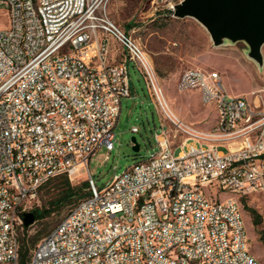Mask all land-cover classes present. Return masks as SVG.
Listing matches in <instances>:
<instances>
[{"label": "built area", "instance_id": "obj_1", "mask_svg": "<svg viewBox=\"0 0 264 264\" xmlns=\"http://www.w3.org/2000/svg\"><path fill=\"white\" fill-rule=\"evenodd\" d=\"M182 1L152 3L174 17ZM109 2L0 0L10 17L0 30V264H20L18 231L39 189L84 168L89 195L27 264H262L240 202L219 195L264 203V109L231 96L218 72L189 69L177 89L197 92L217 119L204 130L176 118L152 57L110 18ZM131 67L173 130L161 123L157 152L99 188L89 164L115 149Z\"/></svg>", "mask_w": 264, "mask_h": 264}, {"label": "rangeland", "instance_id": "obj_2", "mask_svg": "<svg viewBox=\"0 0 264 264\" xmlns=\"http://www.w3.org/2000/svg\"><path fill=\"white\" fill-rule=\"evenodd\" d=\"M107 10L110 18L122 30L132 34L150 54L166 100L184 123L206 130L217 119L215 109L205 105L197 92H180L177 89L179 77L189 69L218 72L231 96H244L252 105L264 109V62L259 65L249 57L246 43L226 42L222 46H215L207 30L196 19L165 16L167 7L162 2L153 4L152 0H110ZM9 23V13L0 6V30L8 28ZM131 85L132 97L123 99L121 115L115 128V149L109 159H106V149H100L89 164L99 188L109 184L115 175L123 174L141 158L157 152L155 133L160 131L161 123L173 130L160 107H157L144 76L134 67H131ZM134 128L139 132H133ZM133 138L140 145L139 153L133 150ZM182 138L178 136L176 141ZM63 177L56 176L39 189L36 199L28 205L30 212L53 208L51 203L63 189ZM69 179L74 187L82 186L89 182V172L84 168ZM219 198H236L240 202L245 214L250 251L264 264L262 197L222 194ZM73 206L53 208L50 215L36 220L28 228L20 229L18 238L38 243L65 219ZM253 212L261 217L257 226L252 222Z\"/></svg>", "mask_w": 264, "mask_h": 264}, {"label": "water", "instance_id": "obj_3", "mask_svg": "<svg viewBox=\"0 0 264 264\" xmlns=\"http://www.w3.org/2000/svg\"><path fill=\"white\" fill-rule=\"evenodd\" d=\"M175 18H194L209 33L215 46L226 42H244L249 47V57L262 65L264 57V0H183L176 5ZM133 150L140 151L136 139ZM24 227L36 222L33 212L24 215Z\"/></svg>", "mask_w": 264, "mask_h": 264}, {"label": "trees", "instance_id": "obj_4", "mask_svg": "<svg viewBox=\"0 0 264 264\" xmlns=\"http://www.w3.org/2000/svg\"><path fill=\"white\" fill-rule=\"evenodd\" d=\"M169 16V13L167 15ZM64 185L61 193L58 195V197L51 203L53 208H63L70 205H75L79 203L81 200L86 198L89 193L86 191L89 187V182L83 184L82 186L74 187L70 183V179L67 175H64L63 177ZM47 184V183H46ZM53 208L47 210H34L33 213L36 215V220H39L40 218H43L45 216L50 215L53 212ZM252 222L255 226L259 225L261 222V217L259 215H256V213H252ZM19 255H20V264H27L31 260V250L36 247L37 242L31 241L27 242L25 239H19Z\"/></svg>", "mask_w": 264, "mask_h": 264}, {"label": "bare ground", "instance_id": "obj_5", "mask_svg": "<svg viewBox=\"0 0 264 264\" xmlns=\"http://www.w3.org/2000/svg\"><path fill=\"white\" fill-rule=\"evenodd\" d=\"M165 101H166V103H167V105H168V107H169V110H170V112L176 117V118H178V116L171 110V108H170V106H169V104H168V102H167V100H166V97H165ZM179 119V118H178ZM181 120V119H180Z\"/></svg>", "mask_w": 264, "mask_h": 264}]
</instances>
